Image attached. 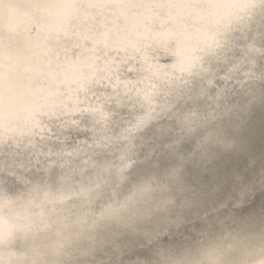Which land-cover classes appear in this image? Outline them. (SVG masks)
<instances>
[{
  "label": "clouds",
  "instance_id": "obj_1",
  "mask_svg": "<svg viewBox=\"0 0 264 264\" xmlns=\"http://www.w3.org/2000/svg\"><path fill=\"white\" fill-rule=\"evenodd\" d=\"M0 264H264V0H0Z\"/></svg>",
  "mask_w": 264,
  "mask_h": 264
}]
</instances>
